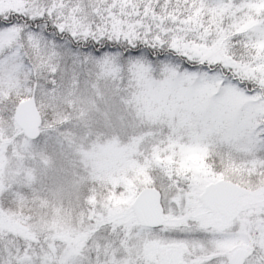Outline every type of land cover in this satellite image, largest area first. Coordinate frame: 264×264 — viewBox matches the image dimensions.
Instances as JSON below:
<instances>
[{"label": "snow or ice", "instance_id": "1", "mask_svg": "<svg viewBox=\"0 0 264 264\" xmlns=\"http://www.w3.org/2000/svg\"><path fill=\"white\" fill-rule=\"evenodd\" d=\"M0 264H264V0H0Z\"/></svg>", "mask_w": 264, "mask_h": 264}, {"label": "rangeland", "instance_id": "2", "mask_svg": "<svg viewBox=\"0 0 264 264\" xmlns=\"http://www.w3.org/2000/svg\"><path fill=\"white\" fill-rule=\"evenodd\" d=\"M102 118V117H101ZM44 165L48 167L49 171L63 169L67 175L75 179V174L79 171V158L77 153L72 147L65 146L63 152H49L44 157ZM15 157L9 156L6 161V166L11 168L15 167ZM70 212L74 211L71 204H68Z\"/></svg>", "mask_w": 264, "mask_h": 264}]
</instances>
